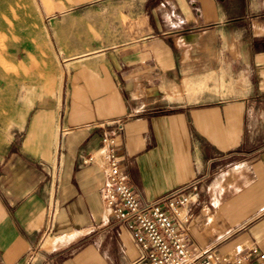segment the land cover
<instances>
[{"label": "crops", "instance_id": "obj_1", "mask_svg": "<svg viewBox=\"0 0 264 264\" xmlns=\"http://www.w3.org/2000/svg\"><path fill=\"white\" fill-rule=\"evenodd\" d=\"M68 2L95 35L0 149V264L136 260L100 196L105 134L142 200L201 179L193 255L264 264V0Z\"/></svg>", "mask_w": 264, "mask_h": 264}, {"label": "rangeland", "instance_id": "obj_2", "mask_svg": "<svg viewBox=\"0 0 264 264\" xmlns=\"http://www.w3.org/2000/svg\"><path fill=\"white\" fill-rule=\"evenodd\" d=\"M68 3L0 0V149L28 107L27 119L42 101L57 99L56 89L72 66L65 59L91 50L95 30ZM97 156L102 159L101 151ZM212 192L222 193L221 189Z\"/></svg>", "mask_w": 264, "mask_h": 264}, {"label": "built area", "instance_id": "obj_3", "mask_svg": "<svg viewBox=\"0 0 264 264\" xmlns=\"http://www.w3.org/2000/svg\"><path fill=\"white\" fill-rule=\"evenodd\" d=\"M114 146V137L103 135L105 182L100 196L112 221L128 233L137 249L132 264H254L250 261L253 249L229 259H219L209 251L193 255L187 224L191 207L199 202L201 179L195 178L152 200H142L120 171ZM92 161L89 156L84 163Z\"/></svg>", "mask_w": 264, "mask_h": 264}, {"label": "bare ground", "instance_id": "obj_4", "mask_svg": "<svg viewBox=\"0 0 264 264\" xmlns=\"http://www.w3.org/2000/svg\"><path fill=\"white\" fill-rule=\"evenodd\" d=\"M60 73H61V71H60ZM51 245H52V242H49V243H47L46 246H51Z\"/></svg>", "mask_w": 264, "mask_h": 264}]
</instances>
